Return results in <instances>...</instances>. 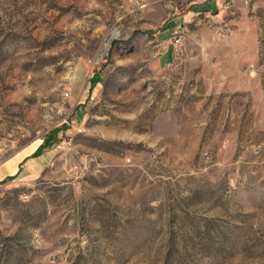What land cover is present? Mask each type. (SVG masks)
<instances>
[{"label": "rangeland", "instance_id": "obj_1", "mask_svg": "<svg viewBox=\"0 0 264 264\" xmlns=\"http://www.w3.org/2000/svg\"><path fill=\"white\" fill-rule=\"evenodd\" d=\"M38 141L0 264H264V0H0V164Z\"/></svg>", "mask_w": 264, "mask_h": 264}, {"label": "crops", "instance_id": "obj_2", "mask_svg": "<svg viewBox=\"0 0 264 264\" xmlns=\"http://www.w3.org/2000/svg\"><path fill=\"white\" fill-rule=\"evenodd\" d=\"M38 141L17 150L0 164V181L6 178H31L40 174L50 161L53 152Z\"/></svg>", "mask_w": 264, "mask_h": 264}, {"label": "built area", "instance_id": "obj_3", "mask_svg": "<svg viewBox=\"0 0 264 264\" xmlns=\"http://www.w3.org/2000/svg\"><path fill=\"white\" fill-rule=\"evenodd\" d=\"M171 42H172L173 44H177V43L179 42V34H175V35H173V37H172V39H171ZM57 147H59V146H57Z\"/></svg>", "mask_w": 264, "mask_h": 264}]
</instances>
